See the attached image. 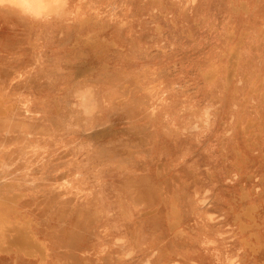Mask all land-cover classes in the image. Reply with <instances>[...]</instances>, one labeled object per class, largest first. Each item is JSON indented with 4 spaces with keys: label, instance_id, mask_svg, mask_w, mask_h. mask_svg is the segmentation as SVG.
Wrapping results in <instances>:
<instances>
[{
    "label": "rangeland",
    "instance_id": "1",
    "mask_svg": "<svg viewBox=\"0 0 264 264\" xmlns=\"http://www.w3.org/2000/svg\"><path fill=\"white\" fill-rule=\"evenodd\" d=\"M58 2L0 6V264H264V0Z\"/></svg>",
    "mask_w": 264,
    "mask_h": 264
},
{
    "label": "bare ground",
    "instance_id": "2",
    "mask_svg": "<svg viewBox=\"0 0 264 264\" xmlns=\"http://www.w3.org/2000/svg\"><path fill=\"white\" fill-rule=\"evenodd\" d=\"M5 112H6V110L0 104V113H1V115H4ZM4 185H7V183L3 182L1 180V178H0V192H1V189L3 188ZM12 201H13V196L12 197H0V205L3 204V205H7L8 206V205H10V203ZM8 232H11L12 235L15 238H17V241H19L22 244L23 247H26V248L31 249V250H33V249L34 250L42 249L39 244L36 245L34 242L31 241V236H30L27 228L24 225H21L19 223L11 224V225L8 226ZM28 241L30 243H28ZM1 242H2V240L0 239V243ZM10 245H11V243L9 244V246ZM2 248H3V246H0V249H2ZM41 253L42 252H40V254Z\"/></svg>",
    "mask_w": 264,
    "mask_h": 264
},
{
    "label": "clouds",
    "instance_id": "3",
    "mask_svg": "<svg viewBox=\"0 0 264 264\" xmlns=\"http://www.w3.org/2000/svg\"><path fill=\"white\" fill-rule=\"evenodd\" d=\"M0 6L12 8L21 15H30L31 11L37 7L47 8L53 13L64 7L58 0H50L47 4H37L34 0H0Z\"/></svg>",
    "mask_w": 264,
    "mask_h": 264
},
{
    "label": "crops",
    "instance_id": "4",
    "mask_svg": "<svg viewBox=\"0 0 264 264\" xmlns=\"http://www.w3.org/2000/svg\"><path fill=\"white\" fill-rule=\"evenodd\" d=\"M5 134H9V133L6 132Z\"/></svg>",
    "mask_w": 264,
    "mask_h": 264
}]
</instances>
